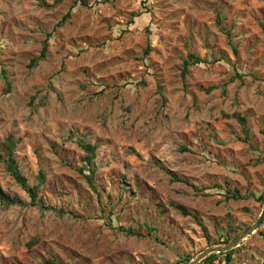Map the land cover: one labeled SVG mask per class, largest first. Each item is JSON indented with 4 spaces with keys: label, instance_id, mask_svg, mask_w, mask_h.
Instances as JSON below:
<instances>
[{
    "label": "rangeland",
    "instance_id": "obj_1",
    "mask_svg": "<svg viewBox=\"0 0 264 264\" xmlns=\"http://www.w3.org/2000/svg\"><path fill=\"white\" fill-rule=\"evenodd\" d=\"M9 137L28 184L46 175L38 205ZM0 190V264H190L242 235L264 204V0H0ZM230 264H264V224Z\"/></svg>",
    "mask_w": 264,
    "mask_h": 264
},
{
    "label": "trees",
    "instance_id": "obj_2",
    "mask_svg": "<svg viewBox=\"0 0 264 264\" xmlns=\"http://www.w3.org/2000/svg\"><path fill=\"white\" fill-rule=\"evenodd\" d=\"M83 3V5H85V2H81ZM71 16V13H68V15L64 18V20L61 22V25H63ZM47 51H48V44L47 42H45L43 50L41 52V55L35 59L32 60L31 62V66H37L41 60H43L46 55H47ZM149 53V48L146 50V55H148ZM235 53H238L237 49H235ZM203 60H201L200 58L196 57L193 54L189 55V59L187 62L184 63V69H183V76L185 77L188 74V67L190 65H198V64H202ZM6 78V77H5ZM239 122L241 123L242 127L244 128V131L247 133L248 135V129H247V119L245 117H238ZM81 148L87 153V156L84 160L86 166L85 169L89 172V176H87V180L90 183L91 187L93 189L96 190V187L93 184V177H94V170L91 168L92 167V161L93 159L96 157V150L97 147L96 146H92L90 144H86L84 142H81L80 144ZM5 152L6 155L5 157L1 158V160L4 161L5 165H6V170L7 172L11 175V177L16 181V183L22 188L24 189L30 196L32 204L33 205H38V199H39V189L41 186H43L46 183V175L43 171H40L39 175H38V185L35 187H32L28 184L27 178L23 175V173L21 172L17 160H16V144L15 141L9 137L7 139V145L5 148ZM233 199L235 200H239L240 197L238 196H232ZM264 197L261 198V200H263ZM0 200L3 204L9 206V203H14L11 202V200L9 198H6L4 196V194L1 192L0 190ZM179 209L182 211L183 214L188 215L187 212L183 209L180 208ZM218 255H224L226 256V262L227 264H230L232 259H233V255H234V250H231L229 252H225V253H221V254H212L210 255L208 258H206L204 261H202L200 264L205 263V262H213L218 258ZM191 260H189L190 263ZM49 264H54L52 262H49Z\"/></svg>",
    "mask_w": 264,
    "mask_h": 264
},
{
    "label": "water",
    "instance_id": "obj_3",
    "mask_svg": "<svg viewBox=\"0 0 264 264\" xmlns=\"http://www.w3.org/2000/svg\"><path fill=\"white\" fill-rule=\"evenodd\" d=\"M263 224H264V204H263V211L259 219L257 220L256 223H254L251 227H249L246 230V232H244L242 235L238 236L237 238H235L234 240H232L231 242H229L224 246L219 245V246L207 248L201 254H199L194 260H192L190 264H200L202 261H204L212 254L225 253L238 248L244 240L254 235L263 226Z\"/></svg>",
    "mask_w": 264,
    "mask_h": 264
}]
</instances>
